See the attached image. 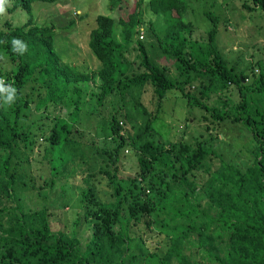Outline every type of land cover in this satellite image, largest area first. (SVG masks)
<instances>
[{"label":"trees","instance_id":"trees-1","mask_svg":"<svg viewBox=\"0 0 264 264\" xmlns=\"http://www.w3.org/2000/svg\"><path fill=\"white\" fill-rule=\"evenodd\" d=\"M32 1L57 0H10L5 13L28 11ZM147 6L164 22L161 36L154 37L155 47L148 44V50L135 39L133 69L136 60L129 61L124 52L141 23L140 11L132 9L126 19L97 15L87 46L98 68L89 74L60 63L51 27L35 26L31 18L13 26L0 15V80L16 90L12 101L7 93L0 95V264H264V60L237 71L228 66L216 43L219 17L211 11L202 12L210 27L194 40L189 38L191 23L182 17L183 0H148ZM239 6L264 15V0H243ZM160 56L171 59L174 79L156 62ZM94 79L95 88L88 86ZM145 88L151 91L154 109L152 100L149 109L141 102ZM169 90L214 125L205 124L191 142L162 139L152 123ZM113 92L121 109L95 133L102 135L97 153L105 159L86 172L78 196L89 224L81 245L77 215L67 227L55 228L46 203L24 207V194L35 187L24 167L39 136L45 144L38 143L41 149L35 155L40 152L50 177L40 178L36 188L45 194L75 150L83 156L73 130L83 124L79 112L87 94L94 101L89 99L85 114L94 115ZM57 106L66 108L65 117L52 115L50 126L45 125L47 113ZM34 111H39L38 122L30 116ZM120 121L131 123V132L123 133ZM188 121L186 117L185 125ZM224 123L243 129L251 140L250 162L244 168L215 151L217 127ZM127 147L134 151L136 172L123 181L115 163L120 149ZM94 170L105 177L108 200L96 195ZM144 233L159 234L165 242L143 250Z\"/></svg>","mask_w":264,"mask_h":264},{"label":"rangeland","instance_id":"rangeland-1","mask_svg":"<svg viewBox=\"0 0 264 264\" xmlns=\"http://www.w3.org/2000/svg\"><path fill=\"white\" fill-rule=\"evenodd\" d=\"M138 1L139 6L136 7V2ZM147 1L57 0L52 3L32 1L28 11L17 8L12 13H4L1 16H3L2 18L8 17L13 26H20L27 18H31L35 26L53 27L54 36L52 47L54 49L53 52L59 57L60 63L71 64L74 68L77 67L76 73L78 74H89L98 68V61L91 54L87 46L88 33L95 27L94 18L97 15L108 16L114 20L119 16L126 19V15L131 13L132 9L137 8L140 11V25L143 28V38L138 39L136 33H134L129 45L126 47L124 57L129 59V61L136 60L137 53L133 43L135 39L145 42L148 50H150L148 44H152L155 47L154 37L161 36L164 22L161 15H155L148 9ZM183 1L186 5L185 12L182 16L183 20L191 23L189 32L190 39L197 40L204 37V32L210 27V23L203 16L202 12L208 10L219 17L216 26V43L228 66H233L235 71H237L238 69L244 68L248 63L255 66L254 61L256 59L264 60V15L259 11L248 13L242 11L239 5L243 0ZM223 20H225L224 24H222ZM114 28L116 29L115 25ZM156 62L159 65H165L168 69V77L174 79L175 69L171 59L160 56L156 59ZM136 63L137 60L133 65V69ZM91 83L92 87L95 88L96 80H90L88 86H91ZM28 88L27 85L26 90L32 94V91H29ZM33 92L35 95L36 92ZM88 97L93 103L94 96L91 97V94H87ZM89 99L85 104L81 105L83 110L79 112L83 119V124L79 126L74 125L73 130L75 134H78L75 141L80 143L83 156L79 157L78 153L80 151L75 150L63 168L64 170L61 175L56 179L53 186L47 192H44L45 194H41L36 188V186L41 185L40 178L47 179L50 177L47 165L42 160L40 152L39 156L35 155L41 149L38 143L45 144L43 140H40L41 138L39 136L37 137V145L34 146L32 154L29 155L30 160L27 164V169L26 166L24 167L25 173L33 178L32 185L35 186L32 191L24 194V207L34 208L42 202L46 203L50 209L49 219L52 220L53 226H56L55 228L67 227L70 220L77 215L80 218L77 235L81 245L86 241L87 235L89 234L88 220H83V210L79 207L78 201L79 192L84 187L82 181L85 179L86 172L96 169L95 167L100 164L99 158L105 159V157H102V155L99 156L97 153V147H102V135H95V133L103 126L102 122L105 125V120L110 117L112 112L121 109L122 103H120L116 92H113L103 98L98 105L99 107L95 110L94 115H90L85 114L89 107ZM151 100V108L154 109V100L151 99V91L145 88L141 95V102L149 109ZM65 111L66 108L64 106L55 107L51 113H47V115H50V118L44 122L45 125L50 126L52 115L65 117ZM31 115L36 116L35 120L39 119L37 118L39 111L38 113L36 111L31 112ZM202 116H205V114L187 104L186 100L180 97L178 92L169 90L163 98L162 109L153 121L152 127L164 140L177 141L185 138L186 141L191 142L198 133L204 132L203 127L205 124L209 126L214 125L212 122L208 123V121L202 120ZM186 117H189L187 125L184 123ZM120 122L123 133L131 132V123ZM31 126L34 128V124ZM36 131L38 134L40 133V130ZM217 131L219 134L218 138L214 141L215 151L225 161L239 168L246 167L250 162L249 151L252 143L244 130L232 124L224 123L221 127H217ZM106 142H108L107 138ZM89 146H91V150ZM64 155H66L65 152H63ZM94 158V161H96L95 166L92 165ZM115 164L117 166V177L120 180L125 181L127 177L133 176L136 172L134 151L128 147L120 149L119 161ZM96 171L94 170V173ZM95 176L92 179V184L95 181H99L98 184H95L97 189L96 195L99 198L108 200L107 193L109 189L105 185L104 175L98 172ZM26 179L27 177H25ZM60 184L62 187H58ZM63 184L66 185L65 192L61 190ZM139 233L141 232L139 231ZM141 237L144 240L143 245L145 246L143 250L152 251L154 247L159 245L161 247L165 242L163 236L159 234L144 233L141 234Z\"/></svg>","mask_w":264,"mask_h":264},{"label":"clouds","instance_id":"clouds-1","mask_svg":"<svg viewBox=\"0 0 264 264\" xmlns=\"http://www.w3.org/2000/svg\"><path fill=\"white\" fill-rule=\"evenodd\" d=\"M7 2H8V0H0V15H3L5 13V5L7 4ZM51 28L53 30V27H51ZM139 29H141L142 38H143V28L140 24L138 26H136V28H135L136 36L138 38ZM53 32H54V30H53ZM53 36H54V34H53ZM138 39H140V38H138ZM52 40H53V38H52ZM13 43H14V45H20V41H18V40L13 41ZM21 47H23V46H21ZM15 92H16V90L14 88H5L3 81L0 80V95L7 93L8 101H12L13 95L15 94Z\"/></svg>","mask_w":264,"mask_h":264},{"label":"built area","instance_id":"built-area-1","mask_svg":"<svg viewBox=\"0 0 264 264\" xmlns=\"http://www.w3.org/2000/svg\"><path fill=\"white\" fill-rule=\"evenodd\" d=\"M138 38H142V32H141V29H139V34H138ZM255 71V70H254Z\"/></svg>","mask_w":264,"mask_h":264}]
</instances>
